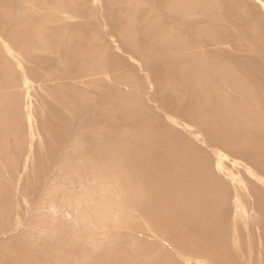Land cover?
Returning a JSON list of instances; mask_svg holds the SVG:
<instances>
[{
	"label": "bare ground",
	"instance_id": "obj_1",
	"mask_svg": "<svg viewBox=\"0 0 264 264\" xmlns=\"http://www.w3.org/2000/svg\"><path fill=\"white\" fill-rule=\"evenodd\" d=\"M116 1V4L107 3L105 19L112 23L110 34L122 40L117 48L131 55L136 62L138 60L134 58H139L142 61L139 62L141 71L148 73L145 76L147 82L156 85L157 92L164 93L162 96L155 90L154 93L149 92L147 101L156 102V109L166 113L172 125L174 123L187 129L195 128L196 133L192 134L198 136L202 146H194L181 132L173 130V127L165 128L161 118L156 117L154 110L145 105L142 93L138 95L130 92L115 105L104 92L95 93L98 94L95 99H85L83 103L80 100L74 102L77 101L74 95L57 97L70 119L75 117L85 120L84 114L89 109H94L99 113V125L91 135L83 130H76L73 134L72 124L67 118L62 119L61 124L45 121L43 133L50 136L54 143V146L51 144L49 147L52 149L51 156H55L59 145L72 142L74 155L66 153L65 163H71L75 159L78 163L83 161L85 168L80 173L85 174L86 171V175L104 179L105 190L110 191L109 194L116 190L119 195L118 215L109 226L114 228L116 224L131 231L133 235L129 239L134 244L141 241L145 243L140 244L138 250L130 247L132 252H128L130 250L124 246L127 241L119 236L113 246L110 245L111 250L109 248L101 255L91 258L87 264H180L166 251L167 246L180 253L179 257L177 254V259L184 264H192L187 260L188 257H196L194 261L210 258L214 264H228L232 261L224 231L228 210H231L228 208L233 207L238 217L234 219L236 225L237 221H243L248 216L243 202L248 194L252 211L264 215V191L261 187H264V70L259 65H215L210 60L207 49L221 46L223 42L218 36L211 35L210 24L217 19L209 8L215 5L217 13L232 19V22L229 21L231 26L242 30L243 34L249 21L253 22L254 41L257 49L261 50H264V17L253 6L239 9L236 2L231 3L235 0H208V3L137 0L136 7L125 8V11H121L125 1ZM98 2L94 0L95 4ZM63 3L65 5L62 6L67 8L58 5L55 8L57 18L62 17L61 20L68 21L79 17L81 10L76 4L69 1ZM142 6H150V12L158 16L166 11L168 17L161 18L157 23L151 20L153 23L148 24L142 32L144 37L138 42V30L136 37L127 35L120 28L119 22L121 15L127 21L125 28L134 26L136 21H145L149 10ZM112 11L115 12L110 17ZM196 13L202 16L197 21L199 24H196ZM0 19L4 24L15 25L14 28L7 25L6 30L16 32L17 41L21 45L29 43L26 50L28 61L39 62L35 67L44 71V82L53 81L50 74L53 61L42 60V53L47 51L56 55L63 53L64 57L76 61L73 63L69 58L66 59V62H62L63 65L71 66L65 67V70L64 67L60 68L62 70L59 71V75H65V79L72 82V85L81 83L89 88L101 85V80L90 79H101V76L112 70L114 57L111 52L106 45L101 46V40L95 36L92 38L95 43L91 39H86L88 42L84 40L83 27L80 29L72 26L76 28V34L72 41L66 42V35L62 36L59 30L47 24L48 18L44 26L35 30L32 19L26 14L13 18L0 16ZM165 22L167 25L172 24L170 30L163 29ZM201 24L205 34L193 36L190 32ZM259 39L262 41L258 45ZM7 42L13 46L11 39ZM115 42L118 43L117 40ZM18 66H21L20 62ZM21 72L24 77L21 88L27 92V97H31L27 78L29 75L26 76L28 72ZM29 72L34 74V71ZM53 78L56 81L55 76ZM3 85L5 84H2V88ZM15 112L16 105L12 103L8 114ZM30 113L32 114L31 110ZM31 129H34L31 131L35 135L34 122H31ZM208 148L216 156L217 170L212 167ZM72 156H75L73 160ZM223 159H230L232 167H227ZM78 165L82 167L81 164ZM216 172L224 175L225 179ZM250 177L255 178L253 181L256 183ZM258 181L261 182L260 185L257 184ZM4 202L8 204V200L0 195V204L4 206ZM2 212L6 213V210L0 205V225L5 220ZM141 235L159 239V242H148Z\"/></svg>",
	"mask_w": 264,
	"mask_h": 264
},
{
	"label": "rangeland",
	"instance_id": "obj_2",
	"mask_svg": "<svg viewBox=\"0 0 264 264\" xmlns=\"http://www.w3.org/2000/svg\"><path fill=\"white\" fill-rule=\"evenodd\" d=\"M68 1L73 5L76 4L81 10L80 15H78L80 18L77 17L76 19L68 21L61 20L62 17L57 18L55 8L58 5L67 8L62 5H65L63 2ZM98 1L95 4L94 0H0V16H4V18L11 16L13 18L26 14L32 19L34 30L44 26V22L48 18L49 22L47 24L53 29L59 30L62 36L66 35V42L72 41L77 27L80 29L83 27V31L85 32L83 34L85 36L84 40L91 39V42H94L92 40L94 36L100 39L101 46L104 45L105 47L106 45V48H108L112 57L115 59L112 61V70L108 74L101 76V79L97 77L90 79L93 81L101 80V85L90 86L91 88H89L86 84L81 83L72 85V82L65 79V75H59V71L63 67V70H65V67L71 66L63 65L62 63L66 62L68 58L72 60L70 57H64L63 53L56 55L47 51L42 53V60L53 61L50 69L53 81L44 82V71L35 67V65H39V62L28 61L29 55L26 50L29 43L27 42V44L24 43L21 45L17 41L16 32H12V29L10 31L8 29L6 30L7 25V27L14 28L15 25L13 23L4 24L0 22V67L2 68H0V100H2L0 101V195L1 198L8 200V204L6 202H4V206L0 204L7 213L2 212L5 220L0 225V264H87L91 258L101 255L105 250H109V248L111 250L114 241L119 236H121L122 240L127 241L126 244L124 243V246L130 251L126 248H123V250L128 252H132L130 247L138 250L140 244H145L142 241L135 244L132 241L130 242L129 237L131 238L133 233L126 228L117 226L116 224L114 226L115 229L109 226L111 222L115 221L113 218L118 215L117 211L119 207L117 208V200L119 195L116 190H113L110 194V191L107 192L105 190L103 185L104 179L98 176L94 177L91 174L86 175V171L85 174L80 173V170L85 167L82 165L83 161L82 163H78L77 159L73 160L75 156H72L71 159L73 161L71 163H65L64 156L66 153L73 154L72 142L62 146L59 145L56 148V153H54L55 156H51L52 149L49 147L54 146V143H52L53 139L50 136H46L43 133L42 127L45 121L61 124L62 119L67 118L72 124L71 132L73 134L76 130H83L85 133L91 135L99 125V113L94 111V109H89L84 114L85 120L75 117L70 119L66 109L59 104L57 97L67 98L69 95H74L76 96L74 99L77 100L74 101L73 99L74 102L80 100L83 103L85 99H95L98 95L95 93L104 92L110 96L115 105L123 97H127L130 92L138 95L142 93V99L144 98L145 105L147 107L150 106L154 110L153 114L161 118L165 128H174L173 130L181 132L194 146H202V143L198 140V136L192 134V132L196 133L195 128L187 129L174 123L173 126L172 121H168L170 119L167 114L156 109V102L147 101V98L150 96L149 92L154 93L155 90L156 93L162 96L164 93L162 91L157 92L156 85H150L147 82L145 76L148 73L141 71L140 64L142 61L139 58H134L138 60L136 62L132 59L131 55L117 48L119 43H122V40L110 34L112 23L107 18L105 19V14L107 13L106 6L108 2L116 4L118 1ZM124 1L125 5L121 6V11H125V8L127 10L130 7H136L137 0ZM185 1L193 3L194 1H206L208 3V0ZM233 2H236L235 5L239 9H247V6H253L264 17V0H235L231 3ZM142 8L149 10L148 18L145 21H136L134 22L135 27L125 28L124 24L127 21L121 15V21L119 22V26L121 25L120 28H123L127 35L136 37L135 35L138 33V38H136L138 42L140 38L142 39L144 37L142 32L148 27V24L153 23L152 21L157 23L161 18L168 17L166 11L158 16L154 12H150V6H142ZM209 9H211L210 13L214 17L216 16L215 18L217 19L213 20L210 24L212 27L210 31L211 35L218 36L223 42L221 46H214L207 49L210 52V60L215 65L217 63H222L221 65H259V68L264 70V50L257 49L256 42L254 41V32L252 31L255 24L249 21L250 24L246 25L245 33L243 34L242 30L231 26L230 22L233 21L232 19L224 18L222 14L217 13L215 5ZM114 12H111L110 17H113ZM195 17L197 19L196 24H199L197 21L202 16L196 13ZM171 28V23L168 25L166 22L164 23V30H170ZM177 30H179V27ZM66 32L70 34L68 35ZM190 33L193 36L205 34L202 24L196 26V30ZM9 39L12 40L13 46L7 42ZM56 40L54 39V41ZM114 40H117L118 43ZM86 41L88 42V40ZM260 41L262 39L257 41L258 45ZM72 61L73 63L76 62L74 59ZM18 62H20L21 66H18ZM5 65L8 66L6 67ZM22 70L28 72L26 76L29 75L27 78L31 97H27V92L21 88L24 81ZM30 70L34 71V74L29 72ZM53 76H55L56 81H54ZM2 82L5 84L3 88ZM110 91L113 93H109ZM29 102H32V104H29ZM45 102L47 103L45 104ZM12 103L16 105V112L11 115L8 112L11 111ZM28 104L30 105L29 107ZM45 107L47 110H45ZM45 115L47 118L44 117ZM31 122L35 124V135L32 134L34 129H31ZM82 144L85 145L83 142ZM207 151L210 154L213 169L217 170L216 156L212 155L209 148ZM31 152L32 154L30 155ZM224 162L227 164V167H232L230 159H225ZM5 163L8 164L6 165ZM78 164H81L82 167ZM216 173L225 179V176L220 172ZM250 180L253 181L256 179L250 177ZM253 182L256 183L255 181ZM260 183L258 181L257 184L260 185ZM261 187L264 191V187ZM5 189L10 190L7 191ZM249 197L246 194V199H243L247 210L246 215H248L246 217L248 219L245 218L243 221H237V225L234 223V219L235 217L238 219V217L233 207L228 208L231 210H228L229 214H227L229 216L227 215V219L225 220L224 229L228 249L231 251L229 254L232 256V261L228 264H264V215L252 211ZM232 204L233 200L231 206H233ZM123 236H128V238L126 237L125 239ZM141 237L148 239V242H159V239H152L153 237H145L142 235ZM166 251L171 254L176 263L184 264L183 261H178L177 254L179 257L180 253L176 252L175 249L172 250L167 246ZM194 258L196 257H188L187 260H190L192 264H214L210 258L196 259V261H194Z\"/></svg>",
	"mask_w": 264,
	"mask_h": 264
}]
</instances>
